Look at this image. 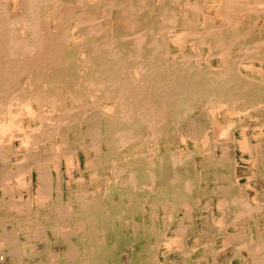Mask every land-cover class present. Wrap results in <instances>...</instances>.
I'll use <instances>...</instances> for the list:
<instances>
[{"label": "bare ground", "instance_id": "obj_1", "mask_svg": "<svg viewBox=\"0 0 264 264\" xmlns=\"http://www.w3.org/2000/svg\"><path fill=\"white\" fill-rule=\"evenodd\" d=\"M254 60L264 0H0V264H264Z\"/></svg>", "mask_w": 264, "mask_h": 264}, {"label": "rangeland", "instance_id": "obj_2", "mask_svg": "<svg viewBox=\"0 0 264 264\" xmlns=\"http://www.w3.org/2000/svg\"><path fill=\"white\" fill-rule=\"evenodd\" d=\"M203 7V8H202ZM201 7V10H200V12H199V14L197 15V20L198 19H201V20H203V22L205 23V22H207L206 24H204L203 22H197V26H199V27H197V28H203L204 26L205 27H207V26H210L211 24H214L211 20H207L208 18L209 19H211L210 18V10H208L206 7H204V6H202ZM203 14H205V15H203ZM207 14H208V16H207ZM201 15V16H200ZM217 18L215 19V24L216 25H218V24H220V19H221V16H216ZM219 18V19H218ZM211 23H210V22ZM202 23V24H201ZM199 24H201V25H199ZM204 24V25H203ZM201 26H203V27H201ZM204 27V28H205ZM244 53H239V56L240 55H243ZM213 62V61H212ZM252 63V65H254V67L256 68V67H260L261 68V66L262 67H264V64H262L261 62L259 63L258 62V60H254V61H251ZM213 64L215 65L216 63L215 62H213ZM258 67V68H259ZM215 68V67H214ZM217 68H215L214 70H216ZM264 69V68H263ZM262 69V70H263ZM237 118H238V116H237ZM246 121H248L247 122V124L249 123V125H248V131H249V133H251L252 131L254 132H262V131H264V128L263 127H260V130H259V125L258 124H256V123H254V121H250V120H246ZM246 121H245V124H246ZM254 123V124H253ZM256 126V127H255ZM224 139V138H223ZM15 144L16 145H18L19 144V142H18V140L15 142ZM183 145H181V147H182ZM10 147V146H9ZM229 148H230V150L232 151V154H235L234 155V159L237 161V162H240V160H239V156H240V151H239V149L235 146V144L234 143H230L229 144ZM0 164L2 165L3 164V162L1 163V161H0ZM0 165V166H1ZM245 164H238V166H237V172H238V176H240V178H242V181H246L247 182V184H248V187H247V189H246V192L247 193H252L253 192V186H256L258 189L259 188H263L264 186H262L263 184H264V180H262V178L260 177V178H256V177H252V176H249V178H247V176H246V179H245V176L243 175V173H244V169L243 168H245ZM241 171V172H240ZM86 176V175H85ZM244 176V177H243ZM21 177V176H20ZM20 177H19V181H20ZM24 177H26L25 179H27L28 178V176H24ZM23 177V178H24ZM65 179H66V176L64 175L63 176ZM259 177V176H258ZM15 182H14V184L16 185L17 184V182L18 181H16V179L14 180ZM259 182V183H258ZM27 186H23V187H21V188H18V187H15L14 188V190H13V194H14V196H15V198L17 197V195H18V197H19V195L22 193H27ZM20 194H19V193ZM17 194V195H16ZM215 204H212V206H214ZM2 212V213H1ZM3 215V214H5L4 212H3V210H1L0 209V215ZM181 214V213H180ZM122 258H123V260H124V262L126 261V255H123L122 256ZM169 261L170 262H172V260L174 259V255H172V254H169ZM160 260L161 261H157L158 263H164L163 261H162V258H160Z\"/></svg>", "mask_w": 264, "mask_h": 264}]
</instances>
